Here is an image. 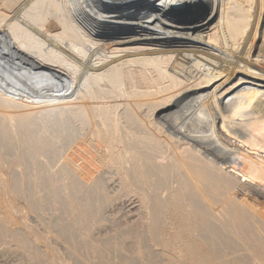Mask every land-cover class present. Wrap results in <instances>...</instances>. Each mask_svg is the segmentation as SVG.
I'll use <instances>...</instances> for the list:
<instances>
[{
  "label": "bare ground",
  "instance_id": "obj_1",
  "mask_svg": "<svg viewBox=\"0 0 264 264\" xmlns=\"http://www.w3.org/2000/svg\"><path fill=\"white\" fill-rule=\"evenodd\" d=\"M263 18L264 0H0V166L56 168L47 194L94 208L114 264H264Z\"/></svg>",
  "mask_w": 264,
  "mask_h": 264
},
{
  "label": "rangeland",
  "instance_id": "obj_2",
  "mask_svg": "<svg viewBox=\"0 0 264 264\" xmlns=\"http://www.w3.org/2000/svg\"><path fill=\"white\" fill-rule=\"evenodd\" d=\"M174 9L182 10V8L179 7L177 8V6ZM202 11H203V15L206 17L212 14V8L208 6L203 8ZM216 22L217 20L214 23ZM258 32L259 33L257 37H259L260 35V37H263L264 39V18L259 24ZM257 43L260 49L257 50V52L255 53L252 59V63L256 59L260 63L264 62V45H263L264 42L262 39L259 40L258 38ZM139 86H142V83L137 82L135 84V89H141ZM157 88L159 87L154 86L152 91L153 90L156 91ZM113 90H114V99L116 101L124 100L122 97L118 95V93H120L119 92L120 87H114ZM140 97L142 98L143 95ZM260 101L263 102L262 104L264 105V100L261 99ZM114 105H116V107L117 105L118 106L121 105L122 107L124 106V104H119V103H115ZM122 107H119V110H121ZM19 121H20V125L23 126L21 127V130L23 131L25 129L24 131L27 133L30 132V129H32L31 124L33 123L40 124L42 122L39 119H32V118H28V120L25 121L22 120ZM13 143H14V147L16 148L17 145L15 144L19 143V140H15ZM26 144H25L26 148L23 149V151H25V154H33L35 150L33 149L32 146V140L27 139ZM16 149H18V147ZM253 153L254 152L249 153L248 155L253 156L254 154H256V152L254 154ZM256 155H254L253 157L256 159L258 158L259 160L262 159L263 161L262 160L261 161L264 163V158H263L264 155L262 154L260 156H256ZM2 167L3 165L0 166V177L2 178L1 180L2 183L4 184H0V225H1L0 226V264H74V263L75 264H83V263L84 264H114L115 262L114 237L112 235L110 236L104 234L102 238L98 239L94 235L95 233L94 231L95 214L93 211L94 208L92 209L89 208L88 206L85 207L83 203L75 202V203H71L70 205H67L64 210V204H61L62 201L58 197H55L52 194H47L49 189L60 187V185L62 184L61 181L59 180L60 178L59 174L56 173L57 172L56 168L53 169L48 164V162L45 161L44 167H42L41 170H39L32 164H26V162L23 163L22 161L17 163L12 168L7 166L6 167L7 169L6 168L4 169L5 171H7V173L5 172L6 174H4L3 172L4 170ZM228 167L229 166H226L227 171L232 172V169ZM13 172H14V176L19 175L18 179L13 176L14 179L17 180V181L15 180L17 183L13 180V177L11 176L13 175L12 174ZM44 176L46 177L45 178L46 180L44 179ZM11 177H12V181H11ZM237 177L243 183L249 182L247 181L246 178L242 177L241 175L237 174ZM19 178L21 179L19 180ZM45 181L47 182V184L44 183ZM15 183L20 184L17 185L18 187H20L18 188L20 191H17L18 189L17 187H15L16 186ZM45 184L49 186V188L47 186H46L47 188H45ZM11 186L14 187V189L16 188L17 190L15 189L16 191H14V189ZM9 190L13 192H10ZM262 190L264 192V188ZM48 195L50 199L48 198ZM37 199L38 202L36 201ZM59 200L61 201V203ZM50 201L53 202L51 203ZM38 203L40 205H38ZM120 208L121 209L119 210L121 211L116 212V216H120V218L122 219V223H124L123 227L125 228L126 225L127 226L131 225V221L134 220L133 219L134 214L132 213L135 212L127 211L128 207L125 206ZM65 212L67 215L65 214ZM67 217L73 230L74 228L75 230L76 228L77 229L79 228L78 230L81 234V240H82V241L80 240L78 245L73 244V247H71L74 253L73 256L71 255V253L67 252L64 249L63 246L64 241L62 239V236H60L61 228L67 223L66 222ZM15 229H22V232L20 233L17 232L16 234L12 233L13 231H15ZM1 241H3L4 243ZM81 243H83L84 245ZM79 256L81 259L78 258ZM129 256L131 257L132 254L131 255L129 254ZM111 260L112 262H110ZM77 261L79 262L83 261V262L77 263Z\"/></svg>",
  "mask_w": 264,
  "mask_h": 264
}]
</instances>
